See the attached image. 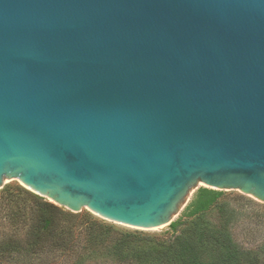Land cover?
<instances>
[{"label":"water","instance_id":"obj_1","mask_svg":"<svg viewBox=\"0 0 264 264\" xmlns=\"http://www.w3.org/2000/svg\"><path fill=\"white\" fill-rule=\"evenodd\" d=\"M164 228L199 182L264 203V0H0V188Z\"/></svg>","mask_w":264,"mask_h":264},{"label":"trees","instance_id":"obj_2","mask_svg":"<svg viewBox=\"0 0 264 264\" xmlns=\"http://www.w3.org/2000/svg\"><path fill=\"white\" fill-rule=\"evenodd\" d=\"M3 189L1 203L16 196V232L0 233V264H262L264 254L234 240L229 219L212 226L204 219L222 193L200 187L187 206L193 217L179 234L148 236L63 209L17 186ZM8 204V203H7ZM4 262V263H3Z\"/></svg>","mask_w":264,"mask_h":264},{"label":"rangeland","instance_id":"obj_3","mask_svg":"<svg viewBox=\"0 0 264 264\" xmlns=\"http://www.w3.org/2000/svg\"><path fill=\"white\" fill-rule=\"evenodd\" d=\"M12 189L17 186H22L23 188L29 190L23 186L19 180L10 179L6 180L5 184L0 188V200L2 196V191L6 187ZM200 187H205L204 184L199 182L197 186H193L190 198L186 205L180 210V212L175 216L174 221H180L181 226L179 227V234L193 217L187 216L188 209L187 206L193 200L198 189ZM209 188V187H208ZM31 191V190H30ZM222 193L219 197V201L216 206L207 211L203 216L204 219L210 223L212 226H219L220 222L229 219L228 227L231 230L234 240L239 244L259 250L262 255L264 254V203L260 200L245 194L240 190H221ZM40 196V195H39ZM43 200L50 201L48 198L43 197ZM8 203V204H7ZM55 204V203H54ZM57 206L66 209L58 204ZM81 214H90L97 220L106 222L108 224H113L116 228L121 230L137 231L143 235L148 236H170L171 230L169 226L157 229H138L132 226L120 224L113 222L98 216L97 214L91 212L90 210L83 208L80 211ZM16 232V196L12 199V202L0 201V233L2 235H9ZM4 263V262H3ZM11 264V263H10ZM12 264H16L13 262ZM264 264V263H262Z\"/></svg>","mask_w":264,"mask_h":264},{"label":"bare ground","instance_id":"obj_4","mask_svg":"<svg viewBox=\"0 0 264 264\" xmlns=\"http://www.w3.org/2000/svg\"><path fill=\"white\" fill-rule=\"evenodd\" d=\"M7 180H9V179H7ZM6 181V180H5ZM158 228H161V227H158ZM153 229H157V228H153Z\"/></svg>","mask_w":264,"mask_h":264}]
</instances>
